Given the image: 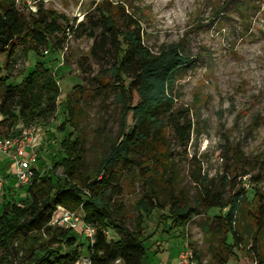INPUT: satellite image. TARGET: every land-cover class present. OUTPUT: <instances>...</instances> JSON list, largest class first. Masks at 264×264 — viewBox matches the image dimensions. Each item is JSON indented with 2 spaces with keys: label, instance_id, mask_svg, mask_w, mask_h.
<instances>
[{
  "label": "trees",
  "instance_id": "obj_1",
  "mask_svg": "<svg viewBox=\"0 0 264 264\" xmlns=\"http://www.w3.org/2000/svg\"><path fill=\"white\" fill-rule=\"evenodd\" d=\"M122 15L118 17L116 9L103 3L77 24H69L65 15L42 3L26 14L15 0H0V54L6 56L8 69L6 75L0 73V127L11 131L19 120L49 123L61 90L56 74L39 58L44 48L47 53L49 47L62 49L69 37L93 40L90 56L80 61L81 68L87 72L89 59L100 66L93 77L96 89L116 90L121 110L115 139L109 140L97 166L90 169L84 140L78 135L73 138L77 128L66 127H77L81 110L76 111L78 100L73 91L84 93V86L76 84L64 96L67 116L56 129L69 131L60 142L64 156L43 175L35 168L32 182L24 185L28 191L25 202L12 198L6 187L7 192L1 194L0 264H74L81 258L84 242L77 240V231L50 225L58 205L72 210L82 207L86 221L96 227L95 242L87 246L92 264H149V254L157 250L146 244L154 240L158 229L146 235L144 223L156 212H161L158 221L183 232L195 216L213 209L223 211L201 223L204 234L217 242L214 257L218 264H227L245 246L237 217L247 182L237 175L231 178L227 170L217 185L199 169L192 176L194 197L177 183L174 147L188 146L194 128L189 109L176 107L171 86L194 57L178 45L153 52L143 40L139 22L130 14ZM19 48L26 57L33 54L36 62L20 83L13 84L9 80ZM170 133L175 144L167 140ZM57 167L63 169L62 175H56ZM136 175L144 182L135 204L138 214L132 220L120 199L126 180ZM257 212L255 243L248 255H254L255 264H264V201Z\"/></svg>",
  "mask_w": 264,
  "mask_h": 264
},
{
  "label": "rangeland",
  "instance_id": "obj_2",
  "mask_svg": "<svg viewBox=\"0 0 264 264\" xmlns=\"http://www.w3.org/2000/svg\"><path fill=\"white\" fill-rule=\"evenodd\" d=\"M20 11L34 12L38 4L63 14L69 24L83 20L85 13L100 4L117 10V16L130 14L141 26L145 44L155 53L178 45L194 57V62L179 71L172 83L176 107L188 108L193 122L191 141L186 147L174 148L178 186H185L191 196H196L192 176L201 170L218 185L222 174L229 170L230 176L246 183L245 198L241 203L237 225L243 233L245 246L227 264H255L254 255H248L256 234L255 215L264 201V0H15ZM117 6L123 7V9ZM93 40L88 37H69L62 49L48 48L49 52L39 58L52 69L59 81L61 96L57 110L49 123L32 121L37 127L34 145L38 151L35 168L38 174L54 166L64 156L60 142L66 132L56 130L67 113L64 96L76 84L84 86V93L73 91L78 100L77 127L67 125L73 138L79 136L86 145V157L90 169H95L99 158L114 140L119 128L120 107L115 100L116 90L96 89L93 77L101 70L91 59L84 73L80 61L90 56ZM12 79L18 84L34 68L36 58L26 57L19 48L15 53ZM6 56L0 54V73L6 75ZM18 78H14V77ZM89 78V79H88ZM79 98V99H78ZM2 120V117H0ZM18 122H21L20 120ZM167 140L175 144L174 134ZM173 144V145H174ZM56 175L63 169L57 167ZM14 180V178L12 177ZM162 183L161 179L157 180ZM143 179L136 175L125 182V191L120 199L128 215L134 220L138 214L136 201L141 197ZM258 194L255 195V188ZM9 194L18 202L27 199V187L12 184ZM163 194L161 197L164 199ZM0 196V208L3 206ZM85 214L82 207L74 209ZM216 209L208 214L195 216L182 232L172 230L161 212L145 219V234L157 230L153 241H147L157 252L150 255L149 264H167L187 243L199 254V261L218 264L214 257L217 242L204 234L201 223L212 221ZM158 224V225H157ZM158 228H157V227ZM112 236V232L108 233ZM77 240L83 241L81 257L88 255V241L77 232ZM230 241V239H229ZM184 246V245H183ZM218 250V249H217ZM22 252H19L21 255Z\"/></svg>",
  "mask_w": 264,
  "mask_h": 264
},
{
  "label": "built area",
  "instance_id": "obj_3",
  "mask_svg": "<svg viewBox=\"0 0 264 264\" xmlns=\"http://www.w3.org/2000/svg\"><path fill=\"white\" fill-rule=\"evenodd\" d=\"M47 53V51L45 50ZM37 127L34 123L18 122L11 131L0 133V156L8 158L13 167L17 184L20 186L32 182L35 176V163L38 151L34 145ZM6 178L0 173V196L4 190ZM50 225L70 228L85 237L92 245L96 239V227L87 222L85 214L58 205L54 210ZM74 264H92L89 255L81 257ZM176 264H205L196 258L194 250L185 243Z\"/></svg>",
  "mask_w": 264,
  "mask_h": 264
},
{
  "label": "crops",
  "instance_id": "obj_4",
  "mask_svg": "<svg viewBox=\"0 0 264 264\" xmlns=\"http://www.w3.org/2000/svg\"><path fill=\"white\" fill-rule=\"evenodd\" d=\"M2 132L6 134L7 132H9V129L0 127V133H2ZM0 173L6 178V184H5L6 188L10 187V185H12L14 183H15V185L17 184L16 177L13 173L12 164L10 163L8 158H6L4 156H0ZM12 177L14 178V180L12 179ZM4 191L7 192V189ZM183 245H184V242L182 243V247H183ZM180 251H178L176 253L173 264L177 263V259H178V255H179ZM165 263L170 264L171 258L169 260H167Z\"/></svg>",
  "mask_w": 264,
  "mask_h": 264
}]
</instances>
